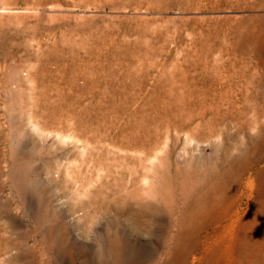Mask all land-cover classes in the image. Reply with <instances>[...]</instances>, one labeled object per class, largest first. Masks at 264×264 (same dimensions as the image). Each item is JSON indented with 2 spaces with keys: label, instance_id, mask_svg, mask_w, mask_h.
Masks as SVG:
<instances>
[{
  "label": "rangeland",
  "instance_id": "1",
  "mask_svg": "<svg viewBox=\"0 0 264 264\" xmlns=\"http://www.w3.org/2000/svg\"><path fill=\"white\" fill-rule=\"evenodd\" d=\"M263 14L0 0V264L239 261L243 227H264V92L263 114L243 108L239 31L264 41Z\"/></svg>",
  "mask_w": 264,
  "mask_h": 264
},
{
  "label": "bare ground",
  "instance_id": "2",
  "mask_svg": "<svg viewBox=\"0 0 264 264\" xmlns=\"http://www.w3.org/2000/svg\"><path fill=\"white\" fill-rule=\"evenodd\" d=\"M220 1V0H219ZM259 2L260 7L264 8V0H256ZM246 2V1H245ZM241 3V2H240ZM159 4V3H158ZM88 5V4H87ZM158 7V6H157ZM264 15V14H263ZM169 20V19H168ZM262 21V20H261ZM262 31L264 32V26L261 27ZM241 33H239L241 39L240 43V49L239 51H242L241 53L243 54L241 66L244 68L242 71L238 72V76H240L243 81V88H242V94L244 96V109L247 111H252L254 112V115H260L263 114L261 110H259L255 104L256 100L260 98L264 92V72L258 75L259 73L256 71L258 68H263L264 70V62L261 60L259 57L258 50L261 49V47H264V41H260L258 36L259 33V25L254 19H251L250 25L248 27H241L240 28ZM261 31V30H260ZM224 33V32H223ZM97 36V35H96ZM263 38V37H262ZM93 40V39H92ZM224 40V39H223ZM72 41V40H71ZM65 42V41H64ZM237 42V43H238ZM226 43V42H225ZM238 43V44H239ZM228 46V45H227ZM67 47V46H66ZM221 47V46H220ZM75 48V47H74ZM230 48V47H229ZM239 48V47H237ZM225 49V48H224ZM228 49V48H227ZM226 49V50H227ZM77 50V49H76ZM229 50V49H228ZM227 50V51H228ZM231 50V49H230ZM230 50L228 52H230ZM236 50V47H235ZM232 50V51H235ZM225 51V50H224ZM223 52V50L221 51ZM226 52V51H225ZM228 52H226L228 54ZM224 53V52H223ZM236 53V52H233ZM79 54V53H78ZM225 54V53H224ZM226 55V54H225ZM60 56V55H59ZM63 57V56H61ZM146 58V57H145ZM107 59V58H106ZM214 59V58H213ZM70 60V59H69ZM72 60V59H71ZM217 60V59H216ZM219 62V61H218ZM227 61H224L223 65L225 67ZM216 63V62H215ZM169 67V66H168ZM140 68V67H139ZM223 68V67H222ZM257 68V69H256ZM219 69V67L217 68ZM256 69V70H255ZM111 70V69H110ZM218 71V70H217ZM78 72V71H77ZM61 73V72H60ZM62 74V73H61ZM70 75V74H69ZM100 76V75H99ZM135 78V77H134ZM228 78V77H227ZM110 79V78H109ZM181 80V79H180ZM110 82V80H109ZM91 83V82H90ZM66 87V85H65ZM87 88V87H86ZM89 92V91H88ZM56 93V92H55ZM65 94V93H64ZM104 94V93H103ZM205 94V93H204ZM207 95V94H205ZM62 101V100H61ZM86 102V101H85ZM88 102V101H87ZM262 107V105H261ZM194 108V107H193ZM263 111V110H262ZM252 121V120H251ZM247 122V121H246ZM258 122V121H257ZM94 124V123H92ZM248 124V123H247ZM255 125V124H254ZM258 125V124H257ZM64 128V127H63ZM93 128V127H92ZM100 128V127H99ZM207 129V128H206ZM57 131V130H56ZM87 155V154H86ZM69 168V167H68ZM246 166L244 165L241 168V171L243 172L245 170ZM38 222V221H37ZM42 222V220H41ZM40 222V223H41ZM49 227V226H48ZM247 228L246 226L243 227L242 234L244 235L243 241L240 242L242 243L238 251V256L240 258L239 261H236L234 259L233 262L234 264H243V260L245 261V264H254L255 260L258 259L257 256L259 255L260 251V246H259V241L256 243L255 238L257 235L261 234V232H264V227L260 226L257 227L256 229L251 230ZM49 232V231H48ZM59 234V233H58ZM45 236V235H44ZM47 236V235H46ZM49 238V237H48ZM252 239V241L250 240ZM258 239V238H257ZM259 240V239H258ZM117 241V240H116ZM50 242V241H49ZM263 242V241H261ZM244 243V244H243ZM264 243V242H263ZM229 244V243H228ZM262 244V243H261ZM53 245V244H52ZM112 245V244H111ZM116 245V244H115ZM49 246V245H48ZM234 244L230 243L229 245L225 246V250L223 253H225L226 256L232 257L233 254L235 253L233 249ZM240 246V245H239ZM239 246L237 248H239ZM52 247V246H51ZM50 247V248H51ZM262 248V247H261ZM118 250V248H117ZM51 252V251H50ZM222 252V251H221ZM53 253V252H52ZM119 253V252H118ZM261 253V252H260ZM264 252H262L263 254ZM51 254V253H50ZM121 254V253H120ZM119 254V255H120ZM101 255V254H100ZM117 255V256H119ZM224 255V256H225ZM54 257V256H53ZM236 257V256H235ZM242 257V258H241ZM259 257V256H258ZM246 258V259H245ZM228 259V258H226ZM55 261V260H54ZM257 262V261H256ZM232 264V263H231Z\"/></svg>",
  "mask_w": 264,
  "mask_h": 264
}]
</instances>
